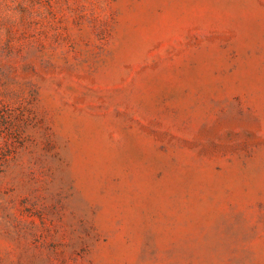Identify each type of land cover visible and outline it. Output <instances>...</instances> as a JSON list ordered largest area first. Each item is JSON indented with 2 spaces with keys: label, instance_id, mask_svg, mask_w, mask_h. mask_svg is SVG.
<instances>
[{
  "label": "rangeland",
  "instance_id": "1",
  "mask_svg": "<svg viewBox=\"0 0 264 264\" xmlns=\"http://www.w3.org/2000/svg\"><path fill=\"white\" fill-rule=\"evenodd\" d=\"M0 264H264V0H0Z\"/></svg>",
  "mask_w": 264,
  "mask_h": 264
}]
</instances>
